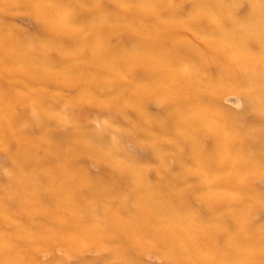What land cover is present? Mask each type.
Listing matches in <instances>:
<instances>
[{"label":"rangeland","instance_id":"obj_1","mask_svg":"<svg viewBox=\"0 0 264 264\" xmlns=\"http://www.w3.org/2000/svg\"><path fill=\"white\" fill-rule=\"evenodd\" d=\"M214 1L43 0L40 14L31 0H0V52L13 51L0 61V264H264V67L253 62L264 0H218L220 11ZM144 3L188 30L161 49L191 83L205 79L196 107L226 114L187 133L211 162L206 174L194 163L198 148L152 127L165 105L149 71L119 57L138 46L133 30L155 28L141 18ZM57 14L73 25L59 26ZM256 16L262 25L251 29ZM96 20L113 32L74 34ZM214 29L224 48L248 56L234 64L221 47L202 64L174 43L193 35L214 48L221 40L203 34ZM95 45L118 59L100 60V70L84 63ZM57 170L86 187L55 184ZM24 183L30 191L18 196Z\"/></svg>","mask_w":264,"mask_h":264},{"label":"bare ground","instance_id":"obj_2","mask_svg":"<svg viewBox=\"0 0 264 264\" xmlns=\"http://www.w3.org/2000/svg\"><path fill=\"white\" fill-rule=\"evenodd\" d=\"M43 0H31V3L34 4L35 6V10L38 11L40 14H44L45 13V8L43 7L42 4ZM116 1V0H113ZM215 2V3H214ZM214 2H212V4H214L215 9L217 11H220V9H223V4L220 3L218 0H215ZM203 6H197V9H202ZM53 12L55 13H59L60 8H54L52 9ZM140 10L142 11V19L144 20V18L148 17L152 22H153V26H155L154 29L151 30H144V29H135L133 30V34L135 35L137 41H138V46H132L125 55H120L119 57L122 59H126L128 61L131 62V64L133 63L134 65H139L140 67H143L145 70L149 71V75L151 77L152 80H155L154 82L157 84V86L160 88L159 90V96H161L163 105H165V116H164V121H160V120H156V119H152L151 123H152V127L157 128L158 130L161 129V125H166L169 126L170 128H173V130H177L176 132L180 133V138L184 140V142H186V146L190 151H193L195 148H198L199 145L195 144L197 142H193L191 140L188 139V135L187 133L192 132L196 133L202 129H205L206 126L213 124L215 122H219L222 119H226L227 117L225 116L226 114H224L223 112H207L205 109H200L197 103L198 101L197 98L199 97V89H200V85H198L197 83L201 84L204 82V78L203 77H198V75H194L196 77V82L195 83H191V81L189 80L190 76H187L186 74H182L180 73L177 68H175V64L173 61H169L168 58L171 57L170 53L165 52L163 49H161L162 47V43L168 41L170 42L172 38L178 37L180 35L181 32H186L188 33V30L182 28V26L178 25L180 28H176L173 27L174 21H172L170 19H161L160 17L157 16L156 12L153 9H150L149 7L147 8L145 3L143 5L140 6ZM38 16V14H37ZM261 18L264 17V14L261 13L260 14ZM39 17V16H38ZM57 20L53 19L59 26L62 27H68L71 25H73L71 23V21H66L65 17L63 19V17L61 15H56ZM55 17V18H56ZM209 18H214V17H209ZM261 18H257V16L254 19L250 20V25L249 28L254 29V28H259L262 25L263 20ZM211 19V21H212ZM193 20L194 19H189V22L185 25L191 26L193 24ZM172 21V22H171ZM106 23V24H105ZM105 24V25H103ZM87 25H89L87 23ZM82 25V26H87ZM176 25V24H175ZM139 27V26H138ZM143 28V26H141ZM81 30H77L74 34L78 35V36H82L86 30H94L97 31V34H101V33H106V32H113L114 27L108 26L107 22L105 21H95L92 22L88 27H81ZM140 28V27H139ZM248 28V29H249ZM103 31L101 33H99V30ZM108 29V30H107ZM107 30V31H105ZM63 33V32H62ZM66 32H64L65 34ZM203 34H208V37H213V39L215 38L216 41L218 42V40H221L223 38H225V36L223 34H219L217 33L216 29L212 30L209 33H203ZM202 37H206V35H203ZM211 35V36H209ZM191 40L187 39L185 41H180L177 42V40L174 43H183L184 45L187 46L186 50L189 53V56H194L196 55H200L199 57V61L200 63L204 64V62H209L210 59L208 60V57L210 55H214L216 53V51L220 50L221 47L224 49V54L223 56L227 57L229 60H233L235 63L237 64L236 60L238 57H243V54H245V56H248L246 54L245 51L239 50H232V49H227L224 48V42L221 40L218 42V45L214 46V48H212L205 39H199L197 36H193ZM204 42V43H202ZM214 42V41H212ZM263 42V41H261ZM261 46V50L263 52H261V54L257 57H255V60L253 61L256 65H259L260 67H264V44L263 46ZM30 52H31V56L33 61L35 62L36 60H38V56L35 53V51L33 50V46H28ZM37 48V46H36ZM163 48V47H162ZM210 52L212 54H210ZM192 53V54H191ZM222 53V52H221ZM7 55H10L11 58L13 59V51H11L10 53L7 52V54L0 52V61H2ZM104 56V57H102ZM115 53L111 52L109 49L106 50V48L104 49V47L100 46V45H95L94 47L89 49V58L83 60L84 63H91V65H96L98 70H100L102 67L100 60H104L106 57H110V58H114ZM117 56V55H116ZM170 56V57H169ZM114 59H118V58H114ZM236 61H235V60ZM197 61V60H196ZM205 62V63H206ZM99 82V81H98ZM97 82V83H98ZM166 95L165 99L163 98L162 95ZM135 97L136 94H132V97ZM259 96V95H258ZM232 98H235L237 100H239L242 104H244V100L246 101V99H244L241 96H237V95H231ZM255 97H257L255 94H252L251 97H249V101L252 102ZM167 98L169 100H167ZM259 100V99H258ZM255 102V100L253 101V103ZM261 102H263L261 100ZM205 111V113L207 114H203L202 112L199 111ZM148 123H146L145 121H142V123H146L144 125H148L150 124L149 121H147ZM264 122V121H263ZM261 121V124L258 126L259 130L264 131V125ZM151 125V124H150ZM166 129L168 128H163L161 131L166 132ZM253 129H249V131H251ZM215 131V130H214ZM253 135H256L257 130L252 131ZM215 134H218V132H215ZM259 134V132H258ZM261 135V134H260ZM8 139V138H7ZM264 139V137H263ZM263 139H261L260 141L262 142ZM49 140V137H48ZM225 141L226 139H222V141H220V143L216 146V150L217 152H224L226 145H225ZM228 141V140H227ZM226 141V142H227ZM50 141H49V145H50ZM255 145V142H254ZM261 148L260 145H257V147L255 148ZM254 148V147H253ZM195 154H199L198 159L196 161H194L195 165L198 166L199 169H202L201 172L202 173H207L211 171V167H209V165H211V162L209 159H206L205 155V151L202 149H197ZM194 160V159H193ZM250 161V160H249ZM198 163V164H197ZM225 163H222L220 165V167L218 168L220 171L223 170L225 167ZM131 170L127 169V173L129 175L134 174V168H130ZM64 170L67 172L69 170V172L71 173H76V172H80L77 171L76 168H73L71 166H67L64 168ZM56 173V176L58 177V179L63 178L62 180H58L57 182H55V184H63L66 185L68 184V181H70V186L73 188H84L86 187V185H82L80 184L77 180L71 179V178H65L62 175V170H57L54 171ZM55 179V178H54ZM53 180V179H52ZM68 180V181H66ZM63 181H66L64 183H61ZM27 183V182H26ZM19 184L17 186H15L16 189L18 190V196H20L24 191L28 192L30 191V188L27 187L25 184ZM51 182H48V185ZM54 183H51V186L53 187ZM29 186V184H28ZM58 188V187H57ZM49 189V188H48ZM17 195L14 196H10L6 202H12L13 199L16 200ZM22 198V197H21ZM20 198V199H21ZM19 199V200H20ZM17 201V200H16ZM18 210L20 211H26L27 210V206L24 204L18 205ZM78 230V229H77ZM243 238H240L239 241H241Z\"/></svg>","mask_w":264,"mask_h":264}]
</instances>
